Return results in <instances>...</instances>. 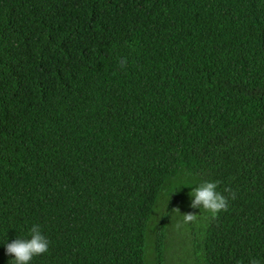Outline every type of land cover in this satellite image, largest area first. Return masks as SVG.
<instances>
[{
  "label": "trees",
  "instance_id": "obj_1",
  "mask_svg": "<svg viewBox=\"0 0 264 264\" xmlns=\"http://www.w3.org/2000/svg\"><path fill=\"white\" fill-rule=\"evenodd\" d=\"M34 224L30 264H264V0H0V264Z\"/></svg>",
  "mask_w": 264,
  "mask_h": 264
},
{
  "label": "clouds",
  "instance_id": "obj_2",
  "mask_svg": "<svg viewBox=\"0 0 264 264\" xmlns=\"http://www.w3.org/2000/svg\"><path fill=\"white\" fill-rule=\"evenodd\" d=\"M119 65L124 68L127 65V59L119 58ZM219 181H205L195 186L189 193L191 198L190 207L200 209L203 213H208L212 219H215L221 211L228 210L229 197L236 199V193L230 188L224 189L228 196L217 191ZM175 211L179 212V209ZM181 215V214H180ZM182 223L176 225L180 228L184 225L195 222L199 216L193 213L183 214ZM29 239L17 238L11 243H6V255L13 257L8 264H30L34 257L41 256L48 252L50 241L42 234L41 227L34 224L29 233ZM249 264H261V261L255 258L249 260Z\"/></svg>",
  "mask_w": 264,
  "mask_h": 264
},
{
  "label": "rangeland",
  "instance_id": "obj_3",
  "mask_svg": "<svg viewBox=\"0 0 264 264\" xmlns=\"http://www.w3.org/2000/svg\"><path fill=\"white\" fill-rule=\"evenodd\" d=\"M177 208H174V210H172L170 213V215H168L167 217V228L166 230H168L170 236H172L171 239L174 238V247H178V250H180L179 248L183 247L182 243L180 242L179 238L177 237V235L182 232L184 234V230L186 229L187 225H184L180 228H177L176 225L178 223H182V216L183 214H187L186 211H181L179 210V212L175 211ZM181 214V215H180ZM173 247V246H172Z\"/></svg>",
  "mask_w": 264,
  "mask_h": 264
}]
</instances>
